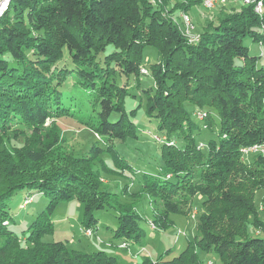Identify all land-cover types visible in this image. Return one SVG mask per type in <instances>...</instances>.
Segmentation results:
<instances>
[{"label": "trees", "instance_id": "16d2710c", "mask_svg": "<svg viewBox=\"0 0 264 264\" xmlns=\"http://www.w3.org/2000/svg\"><path fill=\"white\" fill-rule=\"evenodd\" d=\"M160 1L170 5L164 6L165 14ZM260 1L263 9L256 12L252 4L233 0L214 8L201 0H10L0 16V264H120L117 255L103 250L88 252L66 240L42 238L53 231L51 215L58 203L71 199L83 205L82 224L93 229L96 211L111 208L114 200L119 210L113 236L144 238L134 202L121 200L138 193L126 187L119 194L109 192L98 180L101 172L120 176L123 171L150 199L160 229L174 224L171 213L185 215L194 195L205 197L196 232L178 254L167 248L137 264H205L199 251H214L221 264H264V221L254 202L255 192L264 190V154H250L251 160L242 154L248 146H264V65L243 43L248 37L264 47ZM188 6L204 10L192 42L171 15L179 8L177 17L191 19L183 12ZM147 47L157 59L143 67ZM66 74L88 87L76 104L93 111L94 120L85 124L106 143L105 148L91 144L82 157H72L56 122L57 109L73 96L57 87ZM139 74L149 75L154 85L144 91L145 104L166 135L157 142L164 176L139 173L116 148L117 141L137 137L134 109L128 112L124 105L127 85L117 83L116 76ZM193 109L200 110L202 120L210 112L219 119L217 138L200 146L192 134L200 130ZM211 117L203 125L212 130ZM9 132L23 143L9 148L4 142ZM177 134L183 143L169 145L166 140ZM104 154L112 166L105 164ZM31 189L49 203L21 240L3 223L12 219L8 200Z\"/></svg>", "mask_w": 264, "mask_h": 264}, {"label": "rangeland", "instance_id": "374dc122", "mask_svg": "<svg viewBox=\"0 0 264 264\" xmlns=\"http://www.w3.org/2000/svg\"><path fill=\"white\" fill-rule=\"evenodd\" d=\"M170 3L172 4L174 1ZM188 3L191 2L189 1ZM165 4L161 1L159 3L164 14L167 13L164 6H170L169 4ZM177 10L180 9L174 10L171 15L176 17L178 23L182 26L181 19L177 17L179 13ZM203 11L202 6L193 8L188 6L183 10V12L190 15L193 21L194 29L190 31L191 34L199 33L201 29L199 23L201 22L202 25V21L199 20L198 14L202 15L204 13ZM196 26H198V29ZM243 43L248 47L249 54L259 57V64L264 65V47L248 37L243 39ZM145 56L143 67H147L150 62L156 61L157 59L150 47L145 49ZM59 63H61V61ZM95 80L98 81L99 79L95 78ZM60 81L57 87L61 91L73 95L67 99L64 108L57 109V115H60V117L57 116L56 122L61 128V130H59L60 135L65 139L62 141L64 146L72 152V157L87 155L89 147L93 143L105 148L106 143L104 140H102L92 128L85 124L87 122L91 123V121L94 120L93 111H90L89 108H80L76 104V102H80L83 97L81 92L88 90V87L86 86V88L73 74H66ZM115 81L120 85H127L129 94L126 96L124 105L128 112L134 109L133 121L136 124L137 135V137H129L123 142L117 141V150L139 173L149 172L164 176L167 170L164 167L160 154L161 143H157L148 133V131H150L153 135H162L157 130V120L149 117L146 112V97L144 91L154 87L151 77L144 74H139L138 78H135L133 75H117ZM70 99H72L73 102L70 103ZM199 112L200 110L195 109L191 112L192 118L200 126V130L194 131L192 134L198 141V144H206L209 139L214 137L217 138L216 134L219 119L216 113L210 112V114H208L207 117L205 116L204 120H202L203 116L202 118L198 117ZM116 116L117 114L113 113L111 118L113 119ZM210 116L213 117H211V121H215L216 124L214 128L212 127V130L211 128L206 129V125H203ZM54 119L55 117L49 118L47 122ZM9 134L10 138L8 140L4 139L5 144L9 148L20 146L23 143L22 138L14 137L12 132H9ZM162 136L166 137V135ZM180 136L181 134H177L166 141H168L169 145H171L170 142H176V144L180 146L183 143V139ZM242 154L246 160L252 159L249 153ZM102 159L107 166L113 165V161L108 154H104ZM166 178H168L167 175ZM98 180L102 184L101 189L108 190L109 192L112 191L119 194L124 190V187H126V191H135L138 193L132 197L122 195L121 200L134 202L132 207H130L138 213L140 225L145 230L146 236L141 238L139 242H134L130 239H118L113 236V229L117 225L116 215L119 210V205L112 199V204L110 203L112 206L111 208L96 211L97 228H87L82 224L83 205L77 200L71 199L60 201L56 206L51 215L53 231L43 236L42 239L44 242L66 240L68 241V245L72 248L88 252L103 250L106 253L117 255L120 264H137L142 261L145 256L151 259L156 258L167 248H170L169 251H175V254H178L184 248L186 239L191 238L195 234L197 229V218L203 208L202 202L205 199L203 195L196 194L192 197V205L189 204L185 207L186 209L184 208L183 213L185 215L171 213L170 218L174 221V224L167 229H160L154 222V211L151 208L150 199L143 194L144 192H142V190H138L139 185L130 176L128 171H123L120 176L101 172V175L98 176ZM254 202L259 211L258 214L260 219L264 221V190L260 189L255 192ZM48 203L49 198L41 192H36L32 189L19 191L8 200L7 211L10 213L12 219L9 221L6 220L3 224L7 225L9 229L20 236L21 240H24L23 237H21L22 231L27 228L36 214L45 210ZM156 211L159 212L157 209ZM87 230H89L90 233H87ZM255 233L256 231L250 228V234L255 235ZM199 256L204 261L210 259L212 264H221V261L214 251L205 253L199 251Z\"/></svg>", "mask_w": 264, "mask_h": 264}, {"label": "bare ground", "instance_id": "6f19581e", "mask_svg": "<svg viewBox=\"0 0 264 264\" xmlns=\"http://www.w3.org/2000/svg\"><path fill=\"white\" fill-rule=\"evenodd\" d=\"M201 1H203V5L204 6H206L207 8H214V6H211V4L210 3H208V2H206V0H201ZM234 2H240V3H243V4H245V5H250V4H252L253 5V7H254V11H256V12H260L262 9H263V3L260 1V0H233ZM9 2H10V0H4V4H3V6H0V16L4 13V11L8 8V5H9ZM181 19H182V29H184L185 30V23H187V24H192V22H191V19H189V17L187 16V15H185V14H182L181 15ZM193 29V25H187V32L189 33V34H191L190 33V31ZM198 37V36H197ZM194 40H195V38H194ZM198 41V40H197ZM142 70H144V69H142ZM142 72H146V70H144V71H142ZM259 149L260 150H254V153H256V152H260L261 154L262 153H264V146L263 145H259ZM243 152L244 153H249V149H243ZM153 227V226H152ZM89 231V230H88ZM88 233H90V231L88 232Z\"/></svg>", "mask_w": 264, "mask_h": 264}, {"label": "built area", "instance_id": "2783aa9c", "mask_svg": "<svg viewBox=\"0 0 264 264\" xmlns=\"http://www.w3.org/2000/svg\"><path fill=\"white\" fill-rule=\"evenodd\" d=\"M206 2L210 3L211 6H219V5H225L228 0H206ZM4 4V0H0V6H3ZM187 25H194V24H187L185 23V30H182L181 32L183 33V35L188 39L189 42H192V38L196 35V34H189L187 32ZM140 71H144V70H140ZM162 135H157V136H152L153 139L158 142L160 141ZM199 146L201 144H198ZM247 149H249V154H254V150H260L259 149V144H254L251 146H248ZM88 233V230H87ZM205 264H212V261L210 259H208Z\"/></svg>", "mask_w": 264, "mask_h": 264}, {"label": "crops", "instance_id": "0c3cea01", "mask_svg": "<svg viewBox=\"0 0 264 264\" xmlns=\"http://www.w3.org/2000/svg\"><path fill=\"white\" fill-rule=\"evenodd\" d=\"M199 13V12H198Z\"/></svg>", "mask_w": 264, "mask_h": 264}]
</instances>
